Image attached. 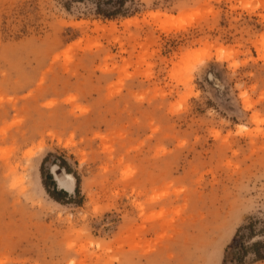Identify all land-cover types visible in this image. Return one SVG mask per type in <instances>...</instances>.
<instances>
[{"label": "rangeland", "instance_id": "rangeland-1", "mask_svg": "<svg viewBox=\"0 0 264 264\" xmlns=\"http://www.w3.org/2000/svg\"><path fill=\"white\" fill-rule=\"evenodd\" d=\"M125 6L0 0V264H264V0Z\"/></svg>", "mask_w": 264, "mask_h": 264}, {"label": "trees", "instance_id": "trees-1", "mask_svg": "<svg viewBox=\"0 0 264 264\" xmlns=\"http://www.w3.org/2000/svg\"><path fill=\"white\" fill-rule=\"evenodd\" d=\"M127 2H132L133 0H95L96 13L105 18H114L118 15L125 16L130 13V9L125 5ZM69 171L68 167L64 164H60ZM50 177V176H49ZM76 179V188L79 186V177L75 175ZM263 219L258 217H251L249 222L246 224L248 232L245 234H239L240 229L237 230L236 237L232 242V251L228 257L224 258V261H236L237 263H242L244 259V254L247 251V248H252L254 254L259 259H264V252H261L258 247L264 245V242L257 240L252 242L250 246L245 244V238L250 236L254 231V226L258 222H262Z\"/></svg>", "mask_w": 264, "mask_h": 264}, {"label": "bare ground", "instance_id": "bare-ground-1", "mask_svg": "<svg viewBox=\"0 0 264 264\" xmlns=\"http://www.w3.org/2000/svg\"><path fill=\"white\" fill-rule=\"evenodd\" d=\"M57 168H58V166H53V169L51 171L52 174H54L53 175L54 180L59 184V187L60 188H62L64 190L65 189L66 190H69L70 189V186L67 187V186L63 185V180L62 179L64 178L65 180H67L69 182L71 180L74 183V177H73V175H71L70 173L64 171L63 168H61V167L58 168L59 170Z\"/></svg>", "mask_w": 264, "mask_h": 264}]
</instances>
